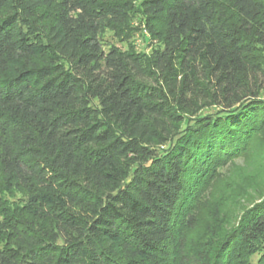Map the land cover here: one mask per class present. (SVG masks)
I'll return each mask as SVG.
<instances>
[{
	"label": "trees",
	"instance_id": "1",
	"mask_svg": "<svg viewBox=\"0 0 264 264\" xmlns=\"http://www.w3.org/2000/svg\"><path fill=\"white\" fill-rule=\"evenodd\" d=\"M260 138L264 0H0V264H264L210 203Z\"/></svg>",
	"mask_w": 264,
	"mask_h": 264
},
{
	"label": "rangeland",
	"instance_id": "2",
	"mask_svg": "<svg viewBox=\"0 0 264 264\" xmlns=\"http://www.w3.org/2000/svg\"><path fill=\"white\" fill-rule=\"evenodd\" d=\"M130 29L131 38L128 40L105 31L102 34L104 48L115 46L124 51L132 47L136 51L148 52L149 38L141 15L133 16ZM220 177V181L212 186L210 203L218 208L222 219L228 224L226 228H229L247 209L264 198V140H257L250 152L223 168ZM0 199H4L7 206L13 204L19 209L25 201L24 196L16 191L0 193ZM17 213L26 222L34 220L33 214L26 213L25 209ZM258 259V256H253L251 264H258Z\"/></svg>",
	"mask_w": 264,
	"mask_h": 264
}]
</instances>
